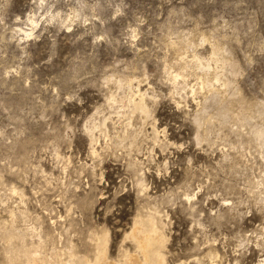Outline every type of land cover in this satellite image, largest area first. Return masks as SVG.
Instances as JSON below:
<instances>
[{
    "label": "rangeland",
    "instance_id": "1",
    "mask_svg": "<svg viewBox=\"0 0 264 264\" xmlns=\"http://www.w3.org/2000/svg\"><path fill=\"white\" fill-rule=\"evenodd\" d=\"M133 260L264 264V0H0V264Z\"/></svg>",
    "mask_w": 264,
    "mask_h": 264
},
{
    "label": "bare ground",
    "instance_id": "2",
    "mask_svg": "<svg viewBox=\"0 0 264 264\" xmlns=\"http://www.w3.org/2000/svg\"><path fill=\"white\" fill-rule=\"evenodd\" d=\"M152 230V229H151ZM131 237H132V239L135 241V244H136V246L138 247V249L140 250V252L143 254V255H147L148 253H147V251H146V248H147V244H148V241H149V238H148V236L145 234V233H143L140 229H134L132 232H131ZM152 239V238H151ZM150 239V240H151ZM153 240H154V237H153ZM155 241H156V239H155ZM149 242H151V241H149ZM150 245H151V243H150ZM151 252V251H150ZM152 252H153V250H152ZM147 253V254H146ZM154 253H156V252H154ZM158 254V253H157ZM149 255V254H148ZM148 255H147V257H148ZM144 256V257H145ZM151 256H153V255H151ZM155 258H156V256H155ZM158 258V257H157ZM134 259V258H133ZM160 259V258H159ZM158 259V260H159ZM135 260V259H134ZM133 260V262L131 261V263L132 264H136V262ZM157 260V261H158ZM127 261H128V263H130L129 261V259H127ZM98 264H103L102 262H99Z\"/></svg>",
    "mask_w": 264,
    "mask_h": 264
}]
</instances>
